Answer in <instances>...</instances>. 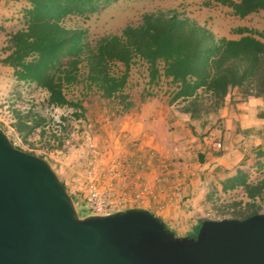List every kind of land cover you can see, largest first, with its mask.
<instances>
[{
  "label": "rangeland",
  "instance_id": "obj_1",
  "mask_svg": "<svg viewBox=\"0 0 264 264\" xmlns=\"http://www.w3.org/2000/svg\"><path fill=\"white\" fill-rule=\"evenodd\" d=\"M205 1L112 0L86 16H69L64 25L85 29V41L92 45L103 36L120 33L127 25H138L143 14L175 11L217 37L238 39V28L264 35V11L238 18L230 8L206 7ZM27 8V0H0V58L5 56L1 49L6 46L7 35L23 27V11ZM118 69L122 70V66L118 65ZM171 89L164 79L149 86L146 65L137 61L130 68L124 89L133 103L128 111L116 114L120 110L117 101L104 100L92 91L81 97V86H72L65 90L67 98L81 100L85 110L84 116L77 119L73 108L49 106L46 91L17 81L11 68L0 65V129L16 148L50 164L80 217L89 216L85 209L89 184L99 190L120 186V192L127 197L139 193L144 186L154 187L152 194H142L129 208H141L146 198L155 199V190L160 186L164 188L162 194L168 191V200L158 203L157 211L172 204V211L182 221L169 229L176 236L185 237L193 228V220L197 223L200 219L237 216L233 213L234 203L242 202V212H248L243 188L223 193L218 188L226 175L240 166L253 180L264 176L263 166L255 164L257 158L264 161L263 156L257 155V150L264 147V129L261 124L255 128L246 115V120L240 121L242 125L233 123V129L223 125L219 112L206 118L204 125L205 119L189 120L178 111L180 103H168ZM237 97L233 94L227 101ZM147 101L153 103L146 106L147 113L142 115L141 108ZM155 109L162 111L156 119ZM13 110L46 118L44 133L38 128L27 137L19 135L13 126ZM257 204L264 213V198ZM153 207L149 209L156 211Z\"/></svg>",
  "mask_w": 264,
  "mask_h": 264
},
{
  "label": "trees",
  "instance_id": "obj_2",
  "mask_svg": "<svg viewBox=\"0 0 264 264\" xmlns=\"http://www.w3.org/2000/svg\"><path fill=\"white\" fill-rule=\"evenodd\" d=\"M27 1L24 25L7 35L0 65L11 68L17 81L46 91L49 106L73 108L77 119L85 110L81 100L67 98L65 90L72 86H81V97L92 91L104 100L117 101L120 110L116 114L128 111L133 103L124 89L137 61L146 65L149 86L167 80L172 86L168 103H180L181 114L189 120L205 119L203 125L233 94L240 100L264 97L261 33L238 28V39L217 37L189 17L158 11L143 14L138 25H127L120 33L103 36L90 45L85 41V29L66 27L64 21L69 16L94 13L112 0ZM204 4L228 7L238 18L264 11V0H206ZM13 115V126L22 137L38 128L44 133L47 120L40 114L13 110ZM221 187L222 192L242 187L250 200L245 204L247 213L242 212V202L234 203L237 216L230 219L263 213L257 203L264 198V178L251 183L249 175L239 169L223 180ZM202 221H197L188 236L198 238Z\"/></svg>",
  "mask_w": 264,
  "mask_h": 264
},
{
  "label": "water",
  "instance_id": "obj_3",
  "mask_svg": "<svg viewBox=\"0 0 264 264\" xmlns=\"http://www.w3.org/2000/svg\"><path fill=\"white\" fill-rule=\"evenodd\" d=\"M176 236L142 208L80 217L50 164L0 129V264H264V213Z\"/></svg>",
  "mask_w": 264,
  "mask_h": 264
},
{
  "label": "crops",
  "instance_id": "obj_4",
  "mask_svg": "<svg viewBox=\"0 0 264 264\" xmlns=\"http://www.w3.org/2000/svg\"><path fill=\"white\" fill-rule=\"evenodd\" d=\"M228 98L225 101V107H223V109L219 110L221 122L223 123V125L226 126V128L233 129V123L237 124V123H240V121L246 120L243 118V115H246V116H250V119H251L250 121H251L253 126H256L255 128L259 127L258 125L261 124L260 128L263 127V129H264V97H259V98L249 97L245 100H240L237 97V98H233L232 101L231 100L227 101ZM152 103H153L152 101L151 102L147 101L145 103V105L141 108L142 115H145L147 113L146 106H148ZM149 113L152 114L151 112H149ZM161 113H162V111L155 109V112L153 113V116H154L153 118H155V119L158 118L157 116ZM142 115L139 117L142 118ZM135 124L137 125V124H144V123L135 122ZM240 125H242V124L240 123ZM263 132H262V134H263ZM261 145H264V136L262 138ZM259 152H263L262 156L264 158V147L259 148L257 150V153H259ZM261 159L262 158H257L255 160V164L259 167L263 166V168H264V161H262ZM221 163H222V161H220L219 164L221 165ZM239 169L242 170V167L241 166L237 167V169H235L233 172L226 175L227 178L235 175L236 171ZM262 178H264V176L257 179V180H253V178L250 177L249 182L255 183ZM150 187L154 188L151 185H150ZM159 187L160 186H158L157 189L155 190L156 191L155 193L157 194L156 198L152 199V200L151 199L148 200V198H146V200L143 202L144 205L140 206V207L143 209L149 210L152 214H154L155 216L159 217L162 221H164V223L166 224V226L168 228L172 229L173 226L179 225V223H181L182 219L178 218L176 216V214L172 211V207H173L172 204L169 206L167 204L166 207L160 209V211H157V209L159 208V207H157V204L160 202L165 203L168 200V197H167L168 191L165 190V192L162 194V191H164V188L162 189ZM239 188L241 189L242 187H239ZM218 190L220 193H223L221 184L219 185ZM232 191H234V190H232ZM228 192H230V191H228ZM244 195H245V192H244ZM242 199H244V198H242ZM248 202H250V200L245 195L244 203H248ZM148 206L150 208H151V206H154L153 208L156 211H154L153 209H149ZM192 223H193V225H191V226L194 227L196 225V221L193 220Z\"/></svg>",
  "mask_w": 264,
  "mask_h": 264
},
{
  "label": "built area",
  "instance_id": "obj_5",
  "mask_svg": "<svg viewBox=\"0 0 264 264\" xmlns=\"http://www.w3.org/2000/svg\"><path fill=\"white\" fill-rule=\"evenodd\" d=\"M220 147V144H217ZM85 209L90 216H107L120 210H125L135 205L141 195L144 193L152 194V187L144 186L139 193L127 197L121 190L117 188L108 187L99 190L95 185L89 184L87 186Z\"/></svg>",
  "mask_w": 264,
  "mask_h": 264
}]
</instances>
